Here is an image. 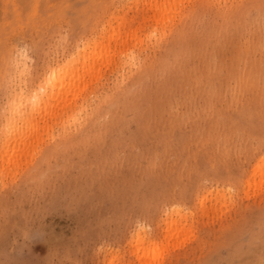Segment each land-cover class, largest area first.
<instances>
[{"label":"rangeland","instance_id":"rangeland-1","mask_svg":"<svg viewBox=\"0 0 264 264\" xmlns=\"http://www.w3.org/2000/svg\"><path fill=\"white\" fill-rule=\"evenodd\" d=\"M0 264H264V0H0Z\"/></svg>","mask_w":264,"mask_h":264},{"label":"bare ground","instance_id":"bare-ground-1","mask_svg":"<svg viewBox=\"0 0 264 264\" xmlns=\"http://www.w3.org/2000/svg\"><path fill=\"white\" fill-rule=\"evenodd\" d=\"M51 73H52V75H55V74L57 73V71H56V70H52ZM23 117H24V116H23ZM82 121H83V120H82Z\"/></svg>","mask_w":264,"mask_h":264}]
</instances>
